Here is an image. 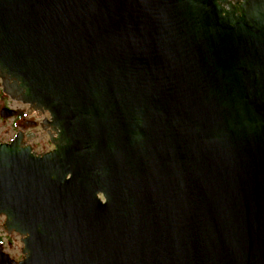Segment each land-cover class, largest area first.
<instances>
[{
  "label": "water",
  "instance_id": "95a60500",
  "mask_svg": "<svg viewBox=\"0 0 264 264\" xmlns=\"http://www.w3.org/2000/svg\"><path fill=\"white\" fill-rule=\"evenodd\" d=\"M224 4L0 0V66L76 162L61 182L0 147L18 264H264V21Z\"/></svg>",
  "mask_w": 264,
  "mask_h": 264
},
{
  "label": "flooded vegetation",
  "instance_id": "af4514ba",
  "mask_svg": "<svg viewBox=\"0 0 264 264\" xmlns=\"http://www.w3.org/2000/svg\"><path fill=\"white\" fill-rule=\"evenodd\" d=\"M253 7L258 9L264 21V0H232L229 10L237 17H244ZM4 82L13 87L12 93L5 91ZM29 95L22 80L0 66V129H4L0 131V147L5 146L6 156L16 157L23 167L30 162H40L32 171L49 172L53 179L61 182L70 180L76 162L68 159L66 150L73 143L63 134V128L55 121L52 111L44 104L29 102ZM8 195L15 200L8 204V212L0 213V257L4 258L1 260L4 264H18L30 254L26 243L29 236L18 231L15 223L22 219L14 215L12 208L17 205L16 201L23 203L24 194L16 190ZM98 197L106 203L104 193H98Z\"/></svg>",
  "mask_w": 264,
  "mask_h": 264
},
{
  "label": "built area",
  "instance_id": "2783aa9c",
  "mask_svg": "<svg viewBox=\"0 0 264 264\" xmlns=\"http://www.w3.org/2000/svg\"><path fill=\"white\" fill-rule=\"evenodd\" d=\"M232 0H227V2H231ZM226 9H229V5L228 4H224L223 5Z\"/></svg>",
  "mask_w": 264,
  "mask_h": 264
},
{
  "label": "rangeland",
  "instance_id": "374dc122",
  "mask_svg": "<svg viewBox=\"0 0 264 264\" xmlns=\"http://www.w3.org/2000/svg\"><path fill=\"white\" fill-rule=\"evenodd\" d=\"M1 130H4V129L1 128L0 131H1Z\"/></svg>",
  "mask_w": 264,
  "mask_h": 264
}]
</instances>
